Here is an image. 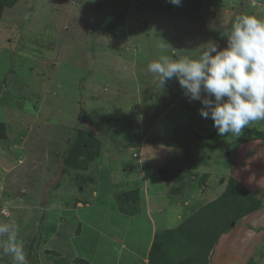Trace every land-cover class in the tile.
<instances>
[{
  "label": "rangeland",
  "instance_id": "1",
  "mask_svg": "<svg viewBox=\"0 0 264 264\" xmlns=\"http://www.w3.org/2000/svg\"><path fill=\"white\" fill-rule=\"evenodd\" d=\"M166 3L18 0L2 8L0 222L19 229L29 264H36L37 252L39 264L79 256L113 264L116 243L107 228L130 224L145 246L151 218L175 227L220 195L228 176L259 206L231 223L210 264H264V142L247 138L256 128L264 131V121L240 136H219L175 77L161 85L147 71L162 56L197 58L209 41L225 48L222 35L237 16L264 20V0H201L193 19L180 12L183 4ZM79 131L93 162L80 155L86 167L76 180L72 171L62 176L60 165ZM162 169L171 172L165 181ZM195 176L207 181L199 185ZM125 189H138L137 208L147 219L143 213L131 221L119 212L112 194ZM99 232L108 237L93 244ZM0 264H13L2 249Z\"/></svg>",
  "mask_w": 264,
  "mask_h": 264
},
{
  "label": "clouds",
  "instance_id": "2",
  "mask_svg": "<svg viewBox=\"0 0 264 264\" xmlns=\"http://www.w3.org/2000/svg\"><path fill=\"white\" fill-rule=\"evenodd\" d=\"M167 2L180 6L182 0ZM222 36L227 38L223 49L209 41L197 58L162 56L150 62L147 71L156 74L161 85L175 77L185 96L201 103L200 116L213 121L219 136H240L249 124L264 121V20L237 16ZM18 232L14 223L0 222V236H7L0 249L13 264H29Z\"/></svg>",
  "mask_w": 264,
  "mask_h": 264
},
{
  "label": "trees",
  "instance_id": "3",
  "mask_svg": "<svg viewBox=\"0 0 264 264\" xmlns=\"http://www.w3.org/2000/svg\"><path fill=\"white\" fill-rule=\"evenodd\" d=\"M17 1L18 0H0V13L2 12V8H10ZM140 4L143 3L141 2ZM166 4L170 3L167 2ZM181 4H183V9H180V12H183L188 19H193L199 10L198 7H200L201 0H182ZM148 6L154 7V3H150ZM129 9L130 11L133 10L132 8ZM184 10H187V12ZM112 14L117 16L119 13L116 11ZM1 127L2 126H0V141H3L6 138ZM249 133L248 139L264 142V131L256 128L255 131H249ZM78 134L79 138L76 135H74V139L72 138V144L68 146L60 165L62 176L72 171L74 172V179L76 180L82 176L81 172L85 171L86 167V164L82 166L79 162L78 158L80 155L83 154L88 161H92L91 156L88 157V154L83 152V147H86V145L80 138L85 134L80 131ZM95 151L98 152V150ZM96 155L97 153L93 155V158ZM170 173L169 170L162 169V181H165ZM206 179V176H200L198 178L195 176L193 182L200 185L203 184ZM121 183L122 182L119 184ZM119 184H113V187ZM112 196L121 214L129 217H134L139 214L140 211L137 208L139 196L138 189H125L120 192L114 191ZM258 206L259 201H256L249 191L235 178L228 176L225 189L211 202L201 206L175 228L161 230L160 232L156 231L154 233L148 255V264H210L211 259H209V257L211 254L213 255L214 250H217L216 244L220 237L229 232L231 223L235 222V224H238V221L244 218L252 208L257 209ZM229 244L231 243H228V245ZM31 252L32 249L29 250L30 254ZM32 257L34 258V262H38L34 254ZM36 257H38V252L36 253ZM74 262L76 264H90L88 261L81 258H75Z\"/></svg>",
  "mask_w": 264,
  "mask_h": 264
},
{
  "label": "crops",
  "instance_id": "4",
  "mask_svg": "<svg viewBox=\"0 0 264 264\" xmlns=\"http://www.w3.org/2000/svg\"><path fill=\"white\" fill-rule=\"evenodd\" d=\"M161 203L165 204L166 202L164 200H162ZM143 213L145 214V218L147 219L146 210L144 212H142L140 210L139 214H137L134 217H132V216L129 217L126 215H123V216L128 217L129 220L133 221L134 219H136V217L140 216ZM159 213L166 215L165 212H159ZM154 219L155 218L150 219L149 225H151V236H150L151 238L147 242V244H145V246H143V244H141V243H137L138 241H136L132 237V232H130L132 229L130 224H127L124 222L114 225V226H118V228H121V230L119 229V230L114 231L112 226L106 229V232L111 237H108L107 235L99 232L98 235L96 236V238L94 240L92 239L91 241H94L93 244H98V243H101L102 241H104V237H108L109 239H111L112 241H114L116 243V246L113 249V254H114L113 259H112L114 261L113 264H148V255H149L150 246H151V243L153 240L154 233L157 231V229H159V226L161 225L162 230H167V229L175 228L177 225H179V223H178L175 227L167 228V220H163L161 222L157 221L156 222L157 224H155ZM148 221H149V218H148ZM123 224L126 225V229L121 227V225H123ZM125 225H124V227H125ZM157 225H158V228H157ZM122 230L124 232L122 234H120L119 232H121ZM126 233L129 236H127ZM79 257H81V259H86L85 258L86 256H79ZM75 258H77V257L70 259L68 261V264H70V262H71V264H73ZM37 261L39 263L38 257H37ZM96 261L98 262V264L99 263L102 264L100 262V260L96 259ZM90 263L94 264L93 261H90ZM50 264H52V263H50Z\"/></svg>",
  "mask_w": 264,
  "mask_h": 264
}]
</instances>
